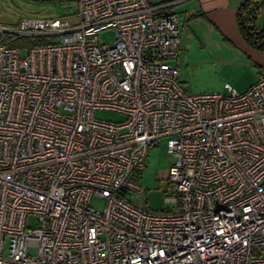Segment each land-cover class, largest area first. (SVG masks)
Listing matches in <instances>:
<instances>
[{"label":"built area","instance_id":"obj_1","mask_svg":"<svg viewBox=\"0 0 264 264\" xmlns=\"http://www.w3.org/2000/svg\"><path fill=\"white\" fill-rule=\"evenodd\" d=\"M67 1L72 20L0 22V264H264V66L187 93L177 12ZM162 137L171 207L152 210L130 174Z\"/></svg>","mask_w":264,"mask_h":264},{"label":"rangeland","instance_id":"obj_2","mask_svg":"<svg viewBox=\"0 0 264 264\" xmlns=\"http://www.w3.org/2000/svg\"><path fill=\"white\" fill-rule=\"evenodd\" d=\"M75 11L74 2L67 0H0V22L3 24H13L23 17H69L73 19ZM258 23H264V12L258 15ZM180 27L181 39L180 44L181 54L179 58L175 59L177 66V80L182 85V80H188L189 84L185 85L183 89L187 93L212 92L218 91L222 94L227 93L226 88L223 87V82H230L235 79V76L229 71H222L210 64L201 52L202 48L196 47V51L187 46V33L190 31L185 27L182 32ZM115 35L113 29L105 30L100 33L99 37L102 41H108ZM184 39V40H183ZM25 49L21 53L24 54ZM208 58V57H207ZM188 60L192 62L188 63ZM243 75V73H241ZM242 77V76H241ZM243 78V77H242ZM222 80V81H221ZM221 81V83H220ZM220 83V84H219ZM217 86V87H215ZM239 91V89H236ZM95 117L118 121L122 119L120 113L98 109L95 111ZM172 157L166 153V139L162 137L159 139L156 146L149 148L144 168L139 172H132L130 174L131 180L138 183L145 192V205L152 210L171 207V201L166 198L170 195L171 184L168 182L169 166L172 163ZM91 205L97 209L103 206V200L100 198H93L90 201ZM28 221L34 224V218L28 217ZM29 253H35V248H29Z\"/></svg>","mask_w":264,"mask_h":264},{"label":"crops","instance_id":"obj_3","mask_svg":"<svg viewBox=\"0 0 264 264\" xmlns=\"http://www.w3.org/2000/svg\"><path fill=\"white\" fill-rule=\"evenodd\" d=\"M242 1L153 0L158 7H167V11L179 14L183 21L182 30L185 27L190 30L187 33V46L191 48V51H196V47L199 46L205 58L211 62L210 64L222 71H230L235 76L233 81L223 82V87L227 91V85L234 90H245L256 80L259 67L264 66V50L253 48L246 43L238 30L236 11ZM181 42L179 32V49L176 59L181 54ZM187 62L190 63L192 60ZM182 81L185 85L189 84L188 80ZM184 84H181L182 87H185ZM212 93L220 92L212 91Z\"/></svg>","mask_w":264,"mask_h":264},{"label":"trees","instance_id":"obj_4","mask_svg":"<svg viewBox=\"0 0 264 264\" xmlns=\"http://www.w3.org/2000/svg\"><path fill=\"white\" fill-rule=\"evenodd\" d=\"M264 12V0H243L236 11V22L242 38L250 46L264 50V24L258 23V15ZM170 13L167 7L154 11V15Z\"/></svg>","mask_w":264,"mask_h":264}]
</instances>
